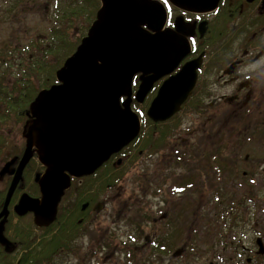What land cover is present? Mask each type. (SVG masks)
Segmentation results:
<instances>
[{
	"label": "rangeland",
	"instance_id": "obj_1",
	"mask_svg": "<svg viewBox=\"0 0 264 264\" xmlns=\"http://www.w3.org/2000/svg\"><path fill=\"white\" fill-rule=\"evenodd\" d=\"M9 1L0 0V20L5 21L0 22V54L2 50L4 51V43L12 30L16 34H14L15 46L27 45L37 41L36 39L43 47L48 45L52 24L50 15L45 16L44 6L40 13L29 11L26 15H21L17 11L18 15H15L20 22L15 23L14 18L5 17L11 5ZM46 1L38 0V3L43 5ZM29 7L31 8L32 5L30 4ZM86 26L82 22H77L76 28L69 29L71 38L80 37L81 31ZM212 33L208 32L205 38L207 47H210L209 36ZM35 50L37 53V49ZM207 51L209 53V50ZM8 57L10 56L6 54L1 55L0 61ZM46 60H49L48 65H51L55 58L48 56ZM206 60L209 61L210 57ZM24 66H27L25 58H9L0 62V72L8 69L10 71L8 81L11 83L15 76L21 75L23 68L21 70L19 68ZM29 66L34 67L36 64L29 62ZM34 73H39V66H36ZM207 75L211 73L208 72ZM145 106L146 104L137 105L133 107V110L141 114ZM188 108L192 110L191 105ZM0 113L3 114V111ZM195 117L187 110L178 119L176 126L181 125V120L185 118L187 121L184 124ZM204 118L199 117L197 121L203 122ZM226 118L224 114H221L218 117V123L220 125L226 123ZM141 119L143 123H146L143 129L150 130L151 127H148L144 118ZM244 122L245 119L241 115H233L226 124L227 127H244ZM25 124L26 121L18 122V118L14 117V120H7L3 127H0V134L5 138L4 153L0 158V171L11 158L22 155L25 147ZM219 128L177 127L166 138L164 144L151 155H148L143 148L144 139L142 138L143 140L141 139L131 149L135 160L132 162L126 160L124 165L118 167L122 170L120 180L112 188L104 190L105 195L100 199L103 200L102 210L96 217L93 215L85 222L86 229L83 231L85 235L76 240L72 251L63 252L56 257L54 264H143L148 256L153 260L155 257L152 255L142 254L139 250L142 247L140 245H145L147 241L150 244L157 231L161 232L163 229L168 231L170 220L184 206L189 207L190 210L185 212L180 224L188 237L198 235L201 239L203 235L209 234V238L213 239L221 231L220 233L226 236L224 243L233 244L225 249L223 247V253L217 248H210L211 242L200 246L195 249L196 259L193 260V264H248L249 259H252L251 264H264V256H257L256 244V239L259 237L264 241V154H262L264 144L251 142L247 152L242 154V149L237 147L246 143L238 138V133L235 131L230 134L227 129L216 133ZM140 151L142 154L138 155ZM180 152L184 153L182 156L184 160L178 161L176 155ZM236 152L240 154L234 155ZM214 153L221 157L219 163L223 162L226 165L224 169L221 167V173L215 171ZM34 160V165H39L38 160ZM215 166L217 167L216 163ZM41 172L43 169L39 167L34 174H41ZM190 176L196 181L191 187L179 188L181 186L176 185ZM34 178L35 175L31 172L25 174L22 192L33 196L39 195ZM9 184L8 175L0 176V205ZM72 190L65 197L60 213L63 210L67 212L74 204ZM221 191L226 193L224 197L226 205L224 209L221 208V212L226 211L225 213L214 211L217 203L215 198ZM19 194L17 191V198H14L13 202L18 199ZM230 210L239 212L242 218V222H239L232 231L225 228L226 217L233 214L232 211L229 215ZM14 220L16 223H10L7 230L11 232L10 234L32 231V235H27V246L38 245L42 241L40 236H43V233L35 228L32 216ZM138 229L143 231L141 243L132 245L131 238L133 240L136 238V234L138 235L140 231ZM213 241L218 242V240ZM132 248L137 251L133 252ZM178 249L168 254L160 263L185 264V250L181 249L182 253L174 256V252ZM126 253H131L134 261H131L130 255Z\"/></svg>",
	"mask_w": 264,
	"mask_h": 264
},
{
	"label": "water",
	"instance_id": "obj_2",
	"mask_svg": "<svg viewBox=\"0 0 264 264\" xmlns=\"http://www.w3.org/2000/svg\"><path fill=\"white\" fill-rule=\"evenodd\" d=\"M168 1L185 12L207 13L216 10L220 0ZM100 2L86 37L56 72L58 83L39 92L30 104L32 122L24 130L26 144L17 167L10 171L15 161L8 162L0 173L10 171L13 176L0 213V242L7 251L14 245L4 237V223L32 158L36 155L45 167L35 179L41 196L23 194L14 211L20 217L31 213L38 227H48L57 218L72 178L93 175L139 136L141 122L132 109L133 100L143 103L154 83L171 74L191 52L187 35L164 28L167 11L160 0ZM187 25L177 18L176 31ZM202 61L203 53L164 81L147 110L148 118L165 122L181 110L196 86ZM138 74L141 84L134 95ZM256 244L257 254L264 256L262 238Z\"/></svg>",
	"mask_w": 264,
	"mask_h": 264
},
{
	"label": "flooded vegetation",
	"instance_id": "obj_3",
	"mask_svg": "<svg viewBox=\"0 0 264 264\" xmlns=\"http://www.w3.org/2000/svg\"><path fill=\"white\" fill-rule=\"evenodd\" d=\"M160 1L165 5L167 11V24L164 28L173 30L182 36L187 35L191 52L171 74L160 78L154 83L152 90L142 104H147L150 101L149 107L164 81L176 74L184 64L198 58L202 53L203 61L197 71L196 86L191 96L182 105L180 112L165 122H154L149 119L151 123L148 122V127H211V129L220 127L216 133L225 129L230 134L236 131L238 138L244 139L248 147H250L251 142L264 143V0H220L216 10L207 13L185 12L170 4L168 0ZM177 18H183L184 22L188 24L181 32L176 31ZM223 27L226 29L225 34L218 32ZM201 28L205 29L204 34L201 33ZM211 28L213 29V33L209 36L211 44L210 47H207L205 38ZM207 50H209V53ZM208 57H210L209 61L206 60ZM208 72L211 75H207ZM140 84V74H138L133 80L134 94L139 89ZM189 105L192 106L193 111L188 108ZM187 110L196 116L195 119L184 124L187 121L185 118L181 120V125L176 126L178 119ZM221 114L227 117L225 119L226 123L229 122L231 116L241 115L245 119L244 127H227L226 123L220 125L218 117ZM199 117H205L203 122L197 121ZM145 125L146 123H143L142 127H145ZM143 131L144 129L141 131L140 138L143 137ZM246 145L240 144L237 147L242 149V154L248 149ZM238 154L240 153H234V155ZM183 155L184 153L180 152L176 155V160H184ZM118 160H121L122 163H118ZM126 160L131 162L135 160L130 150L112 156L108 163L119 170L118 167L127 162ZM17 164L18 161L11 166L10 171L15 169ZM10 171L5 175L10 177L11 182L12 174ZM23 175V181L25 182V173ZM87 182V178L73 180L72 188L74 187V189H70L74 192V204L70 210L74 209L76 214L79 213L78 209L83 213L88 212L86 215L76 216V221L82 223L84 229H86L85 222L88 221V217L93 215L96 217L104 207L103 200L100 199L105 195L104 192L99 193L98 200L94 203L89 202L87 198L77 205L80 196L83 199L88 196L89 183ZM18 192L20 193L19 199L26 193H21V189ZM5 198L0 205V213ZM17 200L10 203V214L4 223V237L14 247L7 251L6 247L0 242V264H37L34 263L36 261L23 263L30 251L33 250L30 252V256H32V253L39 249V244L27 246V235H32L33 232L24 231L10 234L11 232L7 231L10 223H16L14 219H21V217L16 218V215L13 214L14 207L18 203ZM1 222L2 220H0ZM35 228L46 236L52 229V225L49 227H37L35 225ZM40 237L42 239V235ZM35 246L36 248H34Z\"/></svg>",
	"mask_w": 264,
	"mask_h": 264
},
{
	"label": "trees",
	"instance_id": "obj_4",
	"mask_svg": "<svg viewBox=\"0 0 264 264\" xmlns=\"http://www.w3.org/2000/svg\"><path fill=\"white\" fill-rule=\"evenodd\" d=\"M9 3H11V5L9 6L10 8L6 11L5 17L14 18V20H16L15 23L20 22V19L16 17V15H18L19 13L21 15H26L29 11L40 13L42 10V6H44L45 16L50 15V22L52 25L50 28L51 32L48 36V45H45V47H43V45L39 43L38 39H36L37 41H34L30 44L28 43L27 45L16 44L17 46H15L14 30L10 32L7 41L4 43V51H1L0 56L6 54L10 57L5 58L0 62L2 63L9 58H25V60L27 61V66L19 68V70L23 68L21 75L15 76L14 80H11V83L8 81L10 71L8 69H5L0 72V112L3 111V114L0 113V127H3V124L6 123L7 120H14V117L18 118V122L26 121V124H28V122L30 121V117L28 116L30 103L35 99V97L41 90L48 89L57 83L56 72L64 65L68 57L77 50V47L79 46L81 40L86 36L89 27L95 21L96 13L101 5L100 0H47L44 4L47 3L48 5H42V3L39 4L38 0H10ZM30 4L32 5L31 8L29 7ZM0 22L2 23L5 21L1 19ZM77 22H82L87 26L83 31H81L80 37L76 36L75 38H71L69 29L71 27L76 28ZM223 28H220L218 32H222L223 34H225L226 29ZM210 32H213L212 28ZM73 40L76 41L73 42ZM35 49H37V53ZM48 56H53L55 58V61L52 62L51 65H48L49 60H46ZM29 62H32L36 64V66H39L38 74L34 73L36 66H29ZM149 102L144 107V110L141 111V116L147 123H151L146 116V110ZM137 105L138 104H136L135 102L133 103V107H136ZM157 128L158 127H153L148 131L144 130L143 137L138 138L135 142V144L137 145V143L143 138V148L146 149V153L148 155H151L159 147H161L164 144L166 138L170 134H172L177 127ZM242 141H244V139ZM4 144L5 138L2 134H0V158L4 153ZM213 144H216V142H213ZM246 147L248 148L247 145ZM218 150L221 155L222 152L220 146L218 147ZM262 150V154H264V146ZM213 155V160L217 165L216 167L214 163L215 171L221 173V167H223L224 169L226 165L223 162L221 164L219 163L221 159L219 154L217 155L216 153H214ZM34 163L35 160L33 159L26 168L25 174L31 172L33 173V175H35L34 173L37 168H42L40 165L35 166ZM105 166L98 172L100 173V175L96 174L90 178H87V183H89L88 196L84 199L80 196L77 205L79 202L81 204L87 198L89 202L94 203L98 200L99 193L112 188L120 180L122 176V170H117V168L110 165V163H107ZM195 182L196 181L190 176L186 177V179L181 180L178 185L181 186L179 188H187L189 186L191 187ZM225 195L226 193L221 191L219 193V196L215 198L217 199V203L215 205L214 211H216L217 213L226 212H221V208L224 209L226 205L224 202L226 200V198H224ZM15 198H17V196H15ZM184 207L181 208L176 216L172 217V220H170L169 222L170 228L167 227L169 229L168 231L164 229L161 230V232L157 231V234L153 236L154 239L150 244L147 241L145 245H140L142 247L139 248V250L142 251L143 255H152L153 257H155L152 260L150 259V256H148L147 260H145L143 264H161L160 261L177 248H183V250H185L184 263L193 264V260L196 259L195 249L199 248L200 246L208 245L211 242L210 248H217V250L223 253V247L225 249L226 247H231L230 245H233L231 243L229 244L228 242L224 243L226 236L225 234L222 235L220 233L221 231L218 232L213 239L209 238V234L203 235L201 239H199L198 235L188 237L183 229V226L180 224V220L185 212L190 210L189 207ZM78 211L79 213L76 214L74 209H71L67 212L63 210L60 213L56 223L52 226V229L49 232V236L46 238L42 237V241L38 246L39 249L32 253V256H30V252H32L33 250L30 251L29 254L26 255L25 262L23 263L36 261L34 263L54 264L56 257H58L61 253L69 252L74 249V242L83 235L84 231V225L76 221V216L88 214V212L83 213L82 211H80V209H78ZM232 211L233 210L229 211V215H231ZM89 218L90 217H88V219ZM226 219L227 224L225 228L229 229L230 231L234 230L239 222H242L241 215L237 211H233V214L229 217L227 216ZM142 232V230L138 231V235L136 234V238L134 240L131 238L132 241L130 242V244H140L142 239ZM213 240H218V242L215 243V241ZM134 250L135 249H133V252ZM126 254L130 255L129 258L131 259V261H134L133 255L131 253Z\"/></svg>",
	"mask_w": 264,
	"mask_h": 264
}]
</instances>
